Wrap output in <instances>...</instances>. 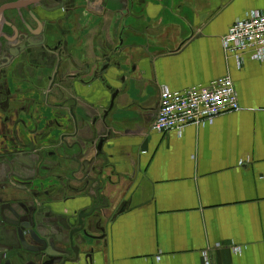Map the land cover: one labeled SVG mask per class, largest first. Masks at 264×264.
<instances>
[{"label": "crops", "instance_id": "0c3cea01", "mask_svg": "<svg viewBox=\"0 0 264 264\" xmlns=\"http://www.w3.org/2000/svg\"><path fill=\"white\" fill-rule=\"evenodd\" d=\"M122 1L128 12L122 31L116 16L98 21L89 7L77 36L67 37L82 47L80 55L68 46L67 55L83 65L93 40L103 59L101 46H115L121 37L114 56L122 67L112 68L106 82L82 73L88 83L82 86L66 63L67 160L58 169L50 158L49 166L50 180L58 174L68 189L52 200L55 208L84 205L90 186L107 201L95 264H203L204 253L210 264H264V61L246 56L238 69L220 42L234 22L263 12L264 0ZM224 76L234 83L238 111L188 125L179 135L150 130L161 87L178 92ZM114 90V107L103 119ZM72 137L79 147H70ZM104 137L97 156L94 147ZM71 156L83 169L93 160L92 183L70 176Z\"/></svg>", "mask_w": 264, "mask_h": 264}, {"label": "flooded vegetation", "instance_id": "af4514ba", "mask_svg": "<svg viewBox=\"0 0 264 264\" xmlns=\"http://www.w3.org/2000/svg\"><path fill=\"white\" fill-rule=\"evenodd\" d=\"M123 5L122 0L117 5L113 0H0V264H61L69 253L73 256L71 247H82L78 244L82 235L73 233L79 229L80 211L58 209L52 202L68 189L58 174L50 180L49 166L50 158L58 169L67 160L61 86L68 77L64 74L68 61L73 69L70 78L80 84L83 73L91 80L104 59L115 62L112 58L115 50L120 53L122 38L115 46H101L107 52L103 59H98V42L93 40L91 58L83 65L67 55L70 48L82 53L79 42L70 45L67 37L77 36L89 7L96 8L93 18L98 21L116 16L122 31L128 15ZM52 133L56 139H51ZM73 138L70 147H79ZM69 159L76 165L72 178L79 173V182L94 181L93 160H86L83 169L73 156ZM91 187L86 197L97 205ZM103 218L108 219L105 212ZM102 229L100 224L88 230L87 254L104 240Z\"/></svg>", "mask_w": 264, "mask_h": 264}, {"label": "built area", "instance_id": "2783aa9c", "mask_svg": "<svg viewBox=\"0 0 264 264\" xmlns=\"http://www.w3.org/2000/svg\"><path fill=\"white\" fill-rule=\"evenodd\" d=\"M220 42L224 55L234 58L238 69L246 56L251 62L264 61V11H251L234 22ZM158 97V109L150 130L162 135L171 131L179 135L188 125L211 124L216 117L239 110L237 93L229 76L213 80L206 87L178 92L161 87ZM202 256L203 264H210L207 254Z\"/></svg>", "mask_w": 264, "mask_h": 264}, {"label": "water", "instance_id": "95a60500", "mask_svg": "<svg viewBox=\"0 0 264 264\" xmlns=\"http://www.w3.org/2000/svg\"><path fill=\"white\" fill-rule=\"evenodd\" d=\"M115 52H117L115 50ZM105 62L100 66L99 70L97 71V74H94L93 78L90 80L91 82H94L95 80L99 79L101 82H106L107 78H109V71H112L114 68L116 71L120 70V64L119 63H112L110 59H104ZM124 78H121V83ZM83 84L87 85V82L82 81L80 85L83 86ZM118 96V91L114 90V92L111 94V97H109L110 101L108 104V107L103 111V119H105L108 114L110 113V110L113 109L114 107V102H115V97ZM108 138H99L95 147H94V152H96L97 156L102 153V148L104 143L107 141ZM99 195H96V202L97 205H92V201L89 200L87 197L85 198L84 205H81L80 207L76 208V213L78 211L79 215L76 217L77 218V225L79 226V229L74 230L73 233L80 232L82 236H80V242L78 244L82 245V247L76 248V247H71V250L73 251V256L67 255L63 259L61 264H95V255L94 252H89L88 254L86 253L88 247L87 239L90 240V236L88 235V230L91 228L96 229L101 223L103 218V211L107 210L108 206L105 203V201L100 202ZM89 208V209H88ZM88 209V213L85 212L84 210ZM75 222V221H74ZM71 223V221H70ZM103 230V229H102ZM72 235L70 236V240ZM101 241V239H98ZM90 251V250H89Z\"/></svg>", "mask_w": 264, "mask_h": 264}, {"label": "rangeland", "instance_id": "374dc122", "mask_svg": "<svg viewBox=\"0 0 264 264\" xmlns=\"http://www.w3.org/2000/svg\"><path fill=\"white\" fill-rule=\"evenodd\" d=\"M116 57H117V55L114 56V59H115ZM116 61H118V62L120 63V65H121V67H122V61H121L120 59H117V58L115 59V62H116Z\"/></svg>", "mask_w": 264, "mask_h": 264}]
</instances>
